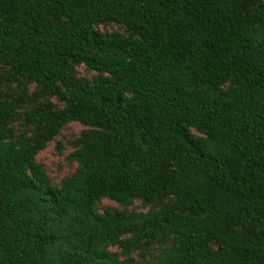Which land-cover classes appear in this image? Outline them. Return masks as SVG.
Listing matches in <instances>:
<instances>
[{
	"label": "trees",
	"instance_id": "1",
	"mask_svg": "<svg viewBox=\"0 0 264 264\" xmlns=\"http://www.w3.org/2000/svg\"><path fill=\"white\" fill-rule=\"evenodd\" d=\"M0 264H264V0H0Z\"/></svg>",
	"mask_w": 264,
	"mask_h": 264
},
{
	"label": "rangeland",
	"instance_id": "2",
	"mask_svg": "<svg viewBox=\"0 0 264 264\" xmlns=\"http://www.w3.org/2000/svg\"><path fill=\"white\" fill-rule=\"evenodd\" d=\"M84 128L78 122H73L63 131L59 140L64 145L63 152H60L56 142H53L47 149L39 154V160L43 161L48 168L49 174L55 181H59L63 176L71 172L75 164L67 159V155L72 149V138Z\"/></svg>",
	"mask_w": 264,
	"mask_h": 264
}]
</instances>
